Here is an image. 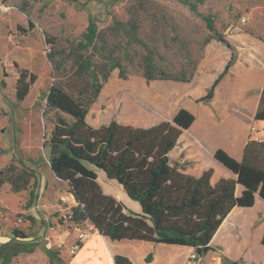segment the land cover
Listing matches in <instances>:
<instances>
[{"label": "rangeland", "instance_id": "obj_1", "mask_svg": "<svg viewBox=\"0 0 264 264\" xmlns=\"http://www.w3.org/2000/svg\"><path fill=\"white\" fill-rule=\"evenodd\" d=\"M189 1L195 5V12L180 0L0 2V7L19 5L28 11V20L32 23L31 32H27V25L17 24L16 29L3 27V17L9 16L11 11L17 12L13 8L0 17V82H5L4 86L0 83V169L12 161L16 164L22 162L36 174L34 184L27 191L13 194L7 185L0 187V264L4 255L22 248L34 251L32 254H18L9 264H75L73 258L78 251L72 252V249L76 236L79 232H87L89 238L96 232L88 223L72 225L67 222L66 216L73 203L69 202L66 187L54 181L48 167V149L43 147V143L52 127V114L44 117L43 112L44 96L52 76L45 58L49 49L45 45V36L55 38L57 47L67 51L80 39L89 18H93L99 31V45L103 44L120 61L127 79L121 80L118 71H113L90 107L86 120L93 127L114 120L122 125L148 128L171 120L183 94L174 81L147 82L143 77L146 57L152 60L157 75L163 72L175 76L181 70L188 75L193 71L197 77L189 98L195 104H207L198 102V99L206 94L231 57L233 65L237 62L246 65L254 61L264 62V0ZM203 17L213 21L214 28L229 48L214 40ZM113 21L122 23L123 29L113 26ZM20 26L25 32L19 29ZM128 33L133 38H129ZM12 62L37 77L21 103H16L14 98L16 74ZM228 74L229 70L216 86L212 99L225 98L223 82ZM197 112L201 111L198 109ZM249 133L264 139V133L259 136L260 131L256 128H250ZM184 165L188 164L180 166ZM93 170L104 190L119 199L121 189L117 183L108 181L101 170ZM122 203L130 211H140L138 203L127 197L122 199ZM238 217L241 223L233 228L235 238L222 231L213 240L214 251L200 257L198 264H264V248L260 245L264 207L255 221L253 212L240 213ZM14 231L27 238L14 237ZM123 242L142 243L115 241L116 244ZM153 246L154 253L160 256L173 253L172 247H180ZM111 247L120 252L119 244ZM119 255L125 256L123 253ZM181 256L175 251L174 264L180 263ZM153 260L152 257L150 264ZM94 262L109 264L100 251L90 247L82 252L81 264ZM141 264H146L144 259Z\"/></svg>", "mask_w": 264, "mask_h": 264}, {"label": "trees", "instance_id": "obj_2", "mask_svg": "<svg viewBox=\"0 0 264 264\" xmlns=\"http://www.w3.org/2000/svg\"><path fill=\"white\" fill-rule=\"evenodd\" d=\"M180 2L195 12V5L189 0ZM22 11L29 19L28 11ZM202 19L214 40L229 48L214 28L213 21L207 17ZM28 25L32 28L30 20ZM112 25L123 29L120 22L113 21ZM128 36L133 38L132 34L128 33ZM45 45L49 47L45 58L51 67L52 81L44 96L43 116L52 114V127L43 147L48 149L50 172L66 187L75 202L66 216L68 223L90 224L105 242L109 239L189 247L200 258L214 251L210 242L234 208L253 207L256 195L264 200V139L248 141L240 161L223 150L215 151L214 159L234 177L220 178L212 185V169L199 177L185 174L176 165H171L169 153L182 132L194 122V116L188 111L180 109L171 121L148 128L122 125L114 120L99 127L87 122L89 109L111 73L117 70L121 80L127 79L120 61L103 44L99 45V31L93 18H89L80 39L67 51L59 49L53 37L45 36ZM11 65L16 74L14 98L16 103H21L37 77L15 62ZM232 65L233 57L198 102L208 103L213 98L216 86ZM193 76V71L186 75L185 70L175 76L163 72L157 75L152 60L145 58L143 77L147 82L188 83ZM0 83L5 85L3 80ZM254 121H264V84ZM93 168L101 170L108 180L121 187L127 198L137 202L140 213L128 210L113 195L105 193ZM34 179V169L22 162L12 161L0 169V187L7 185L13 194L27 191ZM238 186L242 188L239 195L236 194ZM27 219L32 221L30 217ZM18 235L27 238L13 232L14 237ZM119 244L123 248V243ZM260 245L264 248V232ZM33 251L15 250L4 255L1 263L9 264L18 254ZM131 252L136 254L137 250L132 248ZM151 260L149 253L145 262ZM113 264L132 262L125 256L115 255Z\"/></svg>", "mask_w": 264, "mask_h": 264}, {"label": "crops", "instance_id": "obj_3", "mask_svg": "<svg viewBox=\"0 0 264 264\" xmlns=\"http://www.w3.org/2000/svg\"><path fill=\"white\" fill-rule=\"evenodd\" d=\"M0 2L3 3L4 0H0ZM12 8L17 12L11 11L9 16L3 17L4 24L2 26L6 29H16L17 24L21 25L22 27H26L27 25V32H31L32 29L30 30V27L28 25V17L25 15V11H22L23 9L19 5H12L8 7L2 5L0 7V17ZM21 26L19 29L25 32V30L21 29ZM196 77L197 76L195 74L192 80L188 83L175 82V85H177L178 88L182 90L183 96L182 98L178 99L181 100V103L173 114V117L178 110L184 109L194 116V122L187 130H184L182 132L176 146L170 151L169 158L171 165H176L183 173L194 177H199L206 170L212 169L213 174L211 176L210 183L213 185L220 178L234 177L231 172L225 169L214 159L213 155L215 151L218 149L223 150L234 160L240 161L245 144L250 140H257L255 136H252L249 133L250 128H256L258 131H260V134L264 133V121H254V114L258 104L259 94L264 84V62L254 61L253 63H250L248 65L237 62L232 65L229 69L227 78L223 82V87L226 89L225 98L221 97L217 99V97H215L214 99H211V102L209 101L207 104H195L191 101V98H189L191 97L190 95H192L190 90H192V88L195 86L193 83L196 80ZM216 103L218 105H216ZM214 104L215 107H212V105ZM198 109L201 112L198 113ZM173 117L171 118V120L173 119ZM180 160L182 161V163H187L188 165L180 166L182 164L179 163ZM51 175L54 181L58 182L54 178L52 173ZM58 183L60 184V182ZM100 186L105 193L113 195L110 191H105L102 185ZM117 187L121 189L118 184ZM241 189L242 188L240 186L237 187V195L240 194ZM125 197L127 196L121 189V197L119 199H117L116 197L115 198L122 202V199H124ZM68 199L69 202H72L74 204L72 205L75 206L73 197L70 194H68ZM72 205L71 207H73ZM263 207L264 200L260 199L256 195L253 207L248 209L234 208L216 231L210 242V246L213 247V240H215L222 231H224V233H227L231 237L234 236L232 234L235 224L241 223V219L238 217L240 216V213L253 212V218L255 221L257 214ZM132 212L140 213V211L134 210ZM244 222L247 226V219ZM261 229L262 231L260 234V239L264 232V225L263 227H261ZM105 241L106 240H104L97 232L91 234V236L88 238V240H86L81 249L73 258L75 259V264H81L82 252L84 253L85 250L90 249V247L94 250L100 251L102 255H104L105 259L109 262V264H113V257L121 253H123V255H125V257H127L134 264H141L143 259L145 262L144 257L147 253L152 254V257L154 259L152 264H174L175 251L180 252L182 255L179 264H184L186 258L194 252V250L189 247H172L171 251L173 253L165 255L166 257L160 256L154 253L153 245L162 244H152L147 242H142L139 244L123 242V248L120 247L119 252L115 251L111 247L119 243L116 244L115 241L113 242L109 239L107 240L108 242ZM236 242H239V240H236ZM124 248H128L129 250L123 251ZM132 248L137 250L136 254H133L131 252ZM168 256L171 257L168 258ZM94 264L98 263L94 262Z\"/></svg>", "mask_w": 264, "mask_h": 264}, {"label": "built area", "instance_id": "obj_4", "mask_svg": "<svg viewBox=\"0 0 264 264\" xmlns=\"http://www.w3.org/2000/svg\"><path fill=\"white\" fill-rule=\"evenodd\" d=\"M260 136V133H258ZM256 141H262L261 139L257 138ZM88 238L87 232H79L78 235L76 236V242L73 245L72 252H77L81 249L83 242ZM199 257L193 252L189 255L187 259L186 264H198ZM219 264V263H216Z\"/></svg>", "mask_w": 264, "mask_h": 264}]
</instances>
